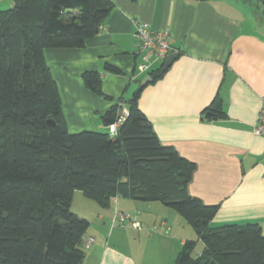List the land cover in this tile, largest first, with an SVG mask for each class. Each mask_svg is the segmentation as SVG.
I'll return each instance as SVG.
<instances>
[{"label":"trees","instance_id":"16d2710c","mask_svg":"<svg viewBox=\"0 0 264 264\" xmlns=\"http://www.w3.org/2000/svg\"><path fill=\"white\" fill-rule=\"evenodd\" d=\"M13 2L0 10V264H81L89 221L70 209L75 190L101 207L122 197L173 209L204 245L193 256L195 241L185 240L175 264H264L259 224L210 225L218 205L188 192L195 165L159 141L137 104L142 87L125 101L128 114L115 135L69 131L44 50L83 47L102 30L112 2ZM165 71L160 65L147 74L156 80ZM81 77L106 97L99 71ZM122 102L99 113L106 127L116 121ZM201 114L207 120L224 117L221 98Z\"/></svg>","mask_w":264,"mask_h":264},{"label":"crops","instance_id":"0c3cea01","mask_svg":"<svg viewBox=\"0 0 264 264\" xmlns=\"http://www.w3.org/2000/svg\"><path fill=\"white\" fill-rule=\"evenodd\" d=\"M110 1L113 9L102 30L83 47L44 50L69 131L107 132L99 113L118 99L123 100L118 111H128L125 101L138 88L136 82L148 75L140 69L134 22L168 30L179 53L162 77L142 87L138 107L159 141L194 163L188 192L205 204L218 205L210 225L257 223L264 233V137L253 131L264 98V17L245 5L246 0ZM13 3L0 0V9ZM89 70L100 72L106 97L85 86L81 75ZM216 96L224 117L207 120L202 110ZM167 207L122 197H113L107 207H94V227L88 220L82 235L84 259L87 255L90 264H136L111 241L115 211L129 213L140 224L138 229L121 226L135 230L137 239L153 238L156 224L169 233L174 230L169 237L176 246L171 251L178 252L191 237L185 220L178 213L168 214Z\"/></svg>","mask_w":264,"mask_h":264},{"label":"rangeland","instance_id":"374dc122","mask_svg":"<svg viewBox=\"0 0 264 264\" xmlns=\"http://www.w3.org/2000/svg\"><path fill=\"white\" fill-rule=\"evenodd\" d=\"M263 0H246L245 5H250L253 9L257 10L262 17H264V3L262 4ZM12 2V1H11ZM10 7L4 8L9 9ZM3 10V9H0ZM143 78H140L136 82V88L139 87L140 82ZM74 195L71 201L70 209L75 214L84 217L85 219L89 220L91 222L90 228H93V222H92V215L94 211V207H98L97 203L87 198L81 190H75ZM168 214H172L175 216H179L177 212H175L173 209L167 207ZM180 218V217H179ZM167 219L171 220L172 217L168 216ZM126 223H116L113 225V229L111 230L112 234L111 241L114 242L122 247L125 251L130 253L136 262V264H175V259L177 257L178 252L171 251L173 246L175 245V240L170 238L174 235V230H172L170 233L168 232V229L165 227L160 226L159 224H156V227L154 229L153 238L150 240H145L143 238L137 239V232L133 229H127L125 227ZM187 230L190 233V237L188 240L195 241V245L192 251L193 256H197L198 252L201 251L204 247L202 241L198 239L196 236V233L194 232L193 228L186 224ZM176 230V228H175ZM109 233H107V236ZM116 238H120V240H116ZM179 245V242L177 240V247ZM181 247V246H180ZM180 249V248H179ZM86 254L88 251L85 249ZM92 261L87 259V255L83 261L82 264H90Z\"/></svg>","mask_w":264,"mask_h":264},{"label":"built area","instance_id":"2783aa9c","mask_svg":"<svg viewBox=\"0 0 264 264\" xmlns=\"http://www.w3.org/2000/svg\"><path fill=\"white\" fill-rule=\"evenodd\" d=\"M132 36L138 45L137 52L140 56L141 71L148 72L155 65H162L167 55H177L179 53L178 48L173 45L170 32L166 29H153L146 23L135 21ZM127 114L128 111L123 108L118 111L116 121L108 126V132L111 136L116 134L117 127ZM253 131L256 135L264 137V98L257 112ZM111 223L112 225L127 223L134 228H140V224L135 222L132 215L120 211L114 212Z\"/></svg>","mask_w":264,"mask_h":264},{"label":"water","instance_id":"95a60500","mask_svg":"<svg viewBox=\"0 0 264 264\" xmlns=\"http://www.w3.org/2000/svg\"><path fill=\"white\" fill-rule=\"evenodd\" d=\"M176 58V55L169 54L165 57L163 64H162V70H167V68L170 66V64L173 62V60ZM152 77L150 75H146L142 81L140 82L139 87H144L147 83L152 82Z\"/></svg>","mask_w":264,"mask_h":264}]
</instances>
